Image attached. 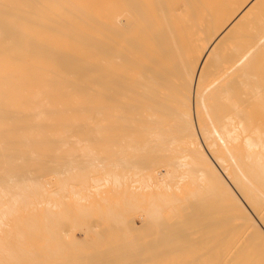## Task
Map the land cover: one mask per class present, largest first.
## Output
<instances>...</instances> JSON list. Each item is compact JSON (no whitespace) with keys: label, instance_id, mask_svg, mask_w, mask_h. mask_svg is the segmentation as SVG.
<instances>
[{"label":"bare ground","instance_id":"6f19581e","mask_svg":"<svg viewBox=\"0 0 264 264\" xmlns=\"http://www.w3.org/2000/svg\"><path fill=\"white\" fill-rule=\"evenodd\" d=\"M142 140L170 153L164 157L171 174L163 160L150 159L153 151L138 147ZM184 181L192 184L186 194ZM107 186L125 205L145 198L139 221L156 223L151 231L168 240L162 248L170 259L186 236H196L160 224L177 215L181 221L207 216L210 264H217L221 237L228 247L218 264L237 259L245 240L264 255V0H0V264L78 262L65 252L73 239L61 227L71 224L67 198L77 221L90 214L84 202L100 189H106L102 200H113ZM181 187L193 200L182 212L174 206ZM195 191L202 197L195 198ZM108 205L106 213L120 217L118 207ZM215 206L227 215L211 218ZM95 207L91 212L101 206ZM144 241L142 247L135 240L140 248L147 247ZM249 252L240 264L244 258L250 264ZM167 259L161 262L171 264Z\"/></svg>","mask_w":264,"mask_h":264},{"label":"rangeland","instance_id":"374dc122","mask_svg":"<svg viewBox=\"0 0 264 264\" xmlns=\"http://www.w3.org/2000/svg\"><path fill=\"white\" fill-rule=\"evenodd\" d=\"M139 142H141V145H139L140 143ZM138 142V147L139 146H143V140L142 141H139ZM146 143H148V144H146ZM153 146V144L151 143V142H147L146 140H144V146L143 147H145V148H148V149H150V151H153V153H151L152 154V156L150 155V159H155V160H159L160 162L162 161V162H164L163 164H164V166L166 167L167 166V169L168 170H170L169 171V174H171L172 173V168L169 166V164H168V162L166 161L167 159H168V157H170V153L168 154L167 153V155H168V157H164L166 154L165 153H161V152H159L158 150H160L159 148H158V145L156 146L157 148L156 149H158V150H156L155 149V151L152 149L151 150V147ZM149 146H151V147H149ZM160 147V146H159ZM113 151V150H112ZM111 151V152H112ZM157 151L160 153V154H158L157 153ZM150 153V152H149ZM154 153H157V155L156 154H154ZM162 155V156H161ZM166 155V156H167ZM114 157V155H111V157ZM156 156V157H155ZM112 157V158H113ZM152 157H154V158H152ZM160 159H159V158ZM157 158V159H156ZM166 158V159H165ZM149 159V158H148ZM165 160V161H164ZM51 176L53 177V178H55V175H53V174H51ZM188 182V181H187ZM186 181H184L183 182V184L182 185H185V187L184 186H182V187H184V189L186 188V185H189L188 183H187ZM185 183H187V184H185ZM190 183V182H189ZM189 186H192V184L190 183V185ZM105 187V186H104ZM108 187V189L109 190H107V192H109L110 193V195H106V196H108V197H112V201L110 200V202H109V198H107V201H108V204H110L112 207H113V205L115 206V210H116V207H118L117 208V210L116 211H119L120 213H121V215H120V217H111V216H113L112 214H110V216L108 215V213H106V208L109 206L108 204H107V201L106 200H102L101 199V195L100 194H102L103 196H104V193H101V192H103L104 190L103 189H105V188H103V189H100V192L99 193H94L93 195H95L96 194V196H94V197H92L93 195H91L89 198L91 199V197L93 198L92 199V201H90L89 200V198L87 199V200H89V201H85L84 203H86V202H89V204L91 203V205H89V204H87V208H88V206L89 207H91V209L90 208H88L87 210H89L88 211V213H90L91 214V216L93 217V218H90V214H87V218H88V220H87V222L86 221H83V220H86L87 218H86V216H83L82 217V215H81V218L83 219V218H86V219H81L80 218V216H79V218L78 219H81V223L79 224V222H80V220L78 221V219H77V221H78V223H77V221L75 222L74 220H72V219H76L77 218V214H76V212H75V210H76V207L75 206H73V205H75V204H73L72 202H74L71 198H69V199H71V202L69 201V199L67 198V200H68V207H67V209H69V211L70 212H72V211H74V212H72L71 214H70V212L67 214V217H71V215H72V218H70V219H68V221L70 220V223L71 224H73L74 222L76 223V224H73V225H71V224H69V222L67 223V219L65 218L63 221H62V223L63 222H65V223H67V225L65 226L64 224H63V226L61 225V227L63 228L64 227V230H65V232H64V230L62 229V232H64L65 233V238L66 239H69V238H71V232H72V237H73V239H74V241H75V243L78 245V246H76L75 247V245H74V242L73 241H71V240H73V239H70V240H68L69 242L67 243V240L64 238V233H62L61 232V234H60V236H59V238H62V240H63V238H64V242L61 240V242L63 243V244H65V243H67L65 246L66 247H68L70 250H68V248H66V250H65V252H67V251H69V252H67L66 254H69V256H70V259L71 260H79L78 262H81V264H83V262L85 263V264H101V262H102V264H106L105 262H108L107 264H113V263H115V261L117 262V263H115V264H134V263H136L137 264V262H135V261H133V262H131L132 260H134V259H136L137 261H138V264H143V261H142V263L139 261L140 259H144V261L146 260V262H150V264H154V262L155 263H157L158 264V262H159V264H161L162 262H161V259L164 261V258L165 259H167L166 257H170L165 251H164V246L166 245V242L168 241L167 239H166V241H165V239L164 238H160V234L158 233V231H155V229H153L152 231H154V232H152L151 231V228L153 227L154 228V224H156L155 222H154V224H153V222H146V223H144V225H143V223H141L139 220V213L141 212V211H143V208H146L147 207V205H148V203L147 204H145V198H144V200H142L140 203H134V202H136V201H133V203L131 202V203H129V204H123L122 203V201H121V199L120 198H118V196H117V194L119 195V193H118V191H117V193L115 192V189H114V192L115 193H113V188H112V190H111V188H110V186H107ZM181 187V190L179 191L180 193L178 194V192H177V196H179V195H181V194H183V191H184V189ZM188 188V187H187ZM185 189V194H186V192H188V189ZM192 188V187H191ZM191 188H189V189H191ZM183 189V190H182ZM193 189H195V187L193 186ZM193 189H191V190H193ZM102 190V191H101ZM106 190V189H105ZM111 191V192H110ZM190 191V190H189ZM197 191H195V193H196ZM105 193H106V191H105ZM185 194H183L182 196H180V197H182L183 199L182 200H180V197L178 198L179 200H180V203L178 202L179 200H177V202H178V204H176V203H174V206H177L176 208L177 209H180L179 211H181L182 209H183V207H185V205H186V207H189L190 206V204H188L187 205V203H188V198H189V201H192L193 202V200L192 199H190L191 197H187V199H185ZM199 194H203V192L202 191H200V192H197L196 194H195V198H197V196L198 197H202V195L200 196ZM102 196V198H106V197H103ZM113 196H117L115 199L116 200H118L117 202H116V200L114 199V197ZM111 197H110V199H111ZM97 198V199H96ZM146 198H147V196H146ZM64 201V203L66 204V198L65 199H63ZM94 200H95V202H96V204L94 203ZM185 200H187L186 201V204H185ZM115 201V202H114ZM121 201V204H119V202ZM183 201V202H182ZM146 202H148V200L146 201ZM184 203V204H182V203ZM72 203V204H71ZM97 203H98V206L100 205L101 207H102V209H101V207H100V209H101V211H100V209L97 207ZM112 203H114V204H112ZM115 203L117 204V205H115ZM202 203V202H201ZM64 204V205H65ZM118 204L121 206V208H120V206H118ZM132 204H133V206H132ZM134 204H135V206H134ZM143 204H145V206L143 205ZM176 204V205H175ZM181 204V205H180ZM196 204H200V203H196ZM70 205H72L73 206V208H72V206H70ZM86 205V204H85ZM94 205L97 207H95L96 209L94 210V211H96V213L94 212H91L93 209H94ZM102 205H104V206H102ZM107 205V206H106ZM129 205V206H128ZM130 205H131V207H130ZM136 205H138V206H136ZM180 205V206H179ZM204 206L206 205L205 204V202H204V204H203ZM66 206V205H65ZM127 208H126V207ZM201 206H202V204H201ZM74 207H75V210H72L71 211V209H74ZM86 207V206H85ZM111 207V208H112ZM129 207H130V209H129ZM136 207H137V209H136ZM65 208V207H64ZM122 208H124V209H122ZM126 208V209H125ZM135 209V210H134ZM102 210L103 211H105V215L103 214V212H102ZM126 210V211H125ZM128 210V211H127ZM133 211L134 212V216L132 215L133 213L132 212H130V211ZM214 210V211H213ZM212 210V216H211V218H215V216L217 215V214H223V215H227L226 214V212L224 211V210H220L219 208L217 209V207L215 206V208ZM216 210V211H215ZM140 211V212H139ZM203 211H205V210H203ZM102 212V213H101ZM123 212V213H122ZM182 212V211H181ZM92 213H93V215H92ZM125 213V214H124ZM127 213V214H126ZM136 213V214H135ZM73 214H75L76 215V217H74L73 218ZM95 214H97L98 215V217L100 218V220H101V216H102V218H104V223L103 222H100V220L98 219V217H96L97 215H95ZM101 214V215H100ZM138 214V215H137ZM216 214V215H215ZM69 215V216H68ZM80 215V214H79ZM106 215H108V216H106ZM129 215V216H128ZM215 215V216H214ZM96 217V218H95ZM107 217V218H106ZM110 217H111V220H110ZM123 217V218H122ZM126 217V218H125ZM129 217V218H128ZM164 217V216H163ZM174 216H169V217H164L165 219H163L162 218V220L160 221V224H163L164 225V223H165V225L168 227V228H170V229H174V231H177L178 229L177 228H180V229H182L183 230V228L182 227H184V226H186L187 227V225L189 224V228H185L184 227V230L182 231V230H180L181 231V233L182 234H184V232L186 233V234H184V235H189L190 236V234L192 235L193 234V232H194V236H195V234H196V236H197V238H196V236L193 238V235L192 236H190V237H185L184 238V240H182L183 242L182 243H184L183 245L184 246H182L183 248H181V250L182 249H184V250H178L176 253L174 252L173 253V255H174V257H175V259H176V261H177V258L176 257H178V259H181L185 264H190V263H194V264H197V262L195 261L198 257H200V258H202V259H204V260H202L201 262H203V263H201V264H204V263H206V264H210V256H209V258L206 256L207 254H206V252H205V248H204V244H206V237L208 236V227H207V223H208V220H206V217H205V215L203 214V216L202 215H200V216H196L198 219H196V217L194 216V215H192V216H188V217H185L184 218V220H182L183 222L185 221H188L189 219H194L195 220V222H194V220H190V221H188V223L187 224H184V223H182V221L180 220L181 218H183L182 216H175L174 218H173ZM178 217V218H177ZM113 218H114V220H113ZM124 218H125V220H124ZM134 218V219H133ZM171 218H173L174 220H171ZM189 218V219H188ZM90 219L92 220L91 222H90ZM109 219V220H108ZM130 219H132V220H130ZM170 219V220H169ZM186 219V220H185ZM199 219H200V221H199ZM202 219V220H201ZM96 220H97V224H96ZM103 220V219H102ZM113 220V221H112ZM116 220H117V223H116ZM178 220V221H177ZM198 220V221H197ZM71 221H73V223L71 222ZM82 221L84 222L83 224H85V226L84 225H82ZM91 223H89V222ZM106 221V222H105ZM112 223H111V222ZM115 221V222H114ZM135 221V222H134ZM169 221V222H168ZM176 221V222H175ZM181 223H180V222ZM132 222H134V223H132ZM140 222V223H139ZM170 222L172 223V224H170ZM190 222V223H189ZM197 222H199V225H198V223ZM89 224L90 226L89 227H87L88 225L87 224ZM100 223V224H99ZM105 223H106V225H105ZM110 223H111V225H113V223H114V225H117V226H111L110 225ZM123 223H125V224H123ZM150 223H152V225L150 224ZM173 223H175V224H173ZM179 223V224H178ZM200 223H202V224H200ZM68 224H69V226H68ZM79 224V225H78ZM102 224H104V225H102ZM107 224H108V227H106L107 226ZM120 224V225H119ZM142 224V225H141ZM147 224V225H146ZM148 224H150V226L148 225ZM167 224H169V225H167ZM192 224H194V227L192 228V227H190ZM197 224V225H196ZM73 227H71V226ZM79 226V228L77 227V226ZM175 225V226H174ZM184 225V226H183ZM201 225H202V227H201ZM67 226H68V229H67ZM95 226V227H94ZM99 226V227H98ZM118 226H120V227H118ZM133 226V227H132ZM174 226V227H173ZM177 226V227H176ZM181 226V227H180ZM200 226V227H199ZM77 227V229L75 230V228ZM83 227V228H82ZM101 227V229H99ZM104 227V228H103ZM115 229V231H113V229ZM125 227H130V229L128 228V230H126L125 229ZM197 227H198V229H197ZM203 227H205V228H203ZM80 228H82V229H80ZM87 228H90V229H88L87 230ZM99 230H98V229ZM109 228V229H108ZM112 230H111V229ZM201 228H202V231H201ZM66 229H67V231H66ZM73 229H74V231H73ZM78 229H80V230H78ZM83 229H86L85 231L83 230ZM95 229V230H94ZM106 229H108L109 231H110V234H111V236H109L108 235V233L109 232H107V230ZM118 229V230H117ZM124 229V230H123ZM142 229V230H141ZM147 229V231L149 232V234L147 233V231H144L143 232V230H146ZM149 229V230H148ZM193 229H195V230H197L198 232H195V230H193ZM204 229V230H203ZM83 232H85V233H82V231ZM102 230V231H101ZM132 232H131V231ZM179 230L177 231L178 233H179ZM186 230H190L189 232L190 233H188V231H186ZM193 230V231H192ZM69 231V233H67ZM81 231V232H80ZM99 233H98V232ZM116 231H118V232H116ZM124 231V232H123ZM129 231V232H128ZM134 231H136V232H134ZM140 231H142V233L140 232ZM151 231V232H150ZM76 232V233H75ZM78 232H80V234L78 233ZM93 232V233H92ZM98 233V236H97V233ZM114 232H116V233H114ZM127 232L129 233V234H127ZM130 232H131V234H130ZM137 232H139V233H137ZM145 232H146V234H145ZM203 232V233H202ZM75 233V234H74ZM86 233H88L89 235H87ZM122 233H124L123 235H122ZM134 233V234H133ZM137 233V234H136ZM150 233H151V235H150ZM152 233H154V236L152 237ZM198 233V234H197ZM200 233V234H199ZM207 233V234H206ZM66 234H68V237L69 238H67V235ZM83 234H86V236L87 237H89V238H86V236L84 235L83 236ZM136 234V235H135ZM70 235V236H69ZM114 235H116V236H114ZM123 237H122V236ZM126 235V237H124ZM156 235V236H155ZM63 236V237H62ZM107 236V237H106ZM120 236V237H119ZM143 236V237H142ZM200 236V237H199ZM100 237H102V238H100ZM110 237V238H109ZM113 237L114 238H116V239H114L113 240ZM142 237V238H141ZM82 238V239H81ZM108 238V239H107ZM111 238H112V240H111ZM120 238V239H119ZM121 238H123L124 240H126L127 242H124V243H122L123 242V239H121ZM144 238L146 239L145 241H144ZM159 238V239H158ZM192 238V239H191ZM203 238V239H202ZM221 238H222V240H221ZM221 238H219V246L217 245L215 248H216V252L214 251V255L216 254L217 256L215 257L214 255V261H216V263L218 264V263H223V257H225V253H226V248L228 247V244L225 242L227 239L226 238H224V237H221ZM79 239H81V241L79 240ZM92 239H94L95 240V242L93 241V243H91L92 242ZM106 239H107V241H106ZM132 239V240H131ZM150 239V240H149ZM40 240V239H39ZM41 240H43V239H41ZM84 240V241H83ZM102 240H103V243H102ZM116 240V241H115ZM119 242H121L122 243V246L121 245H118V244H120V243H118V241ZM131 240V241H130ZM134 240V241H133ZM135 240H137L138 242L137 243H139V245H142V247H143V245L145 244V243H143V241L144 242H146V246L147 247H149L151 244V246H153V244L155 243V247H157V251H155L156 250V248L154 247H150L151 248V250H149L150 248H147V250H146V248L144 247V248H142V249H145V254H146V256H144V250L143 251H141V250H138L137 252H135V249L136 248H140V246H138V244L135 242ZM159 240V241H158ZM193 241V243L191 242V241ZM221 240V241H220ZM76 241H78V242H76ZM85 241L86 242H88V243H86L87 244V246H86V244H85ZM97 241V242H96ZM99 241V242H98ZM110 241V242H109ZM111 241L113 242V243H111ZM129 241H130V243H132L133 245H134V243H135V247H133L132 249L129 247L130 245H132V244H130L129 245ZM153 241V242H152ZM163 241V242H162ZM186 241V242H185ZM187 241H188V243H187ZM195 241V242H194ZM197 241V242H196ZM247 243H246V247H245V244L243 243L242 245H241V248H243V249H241L240 247H239V251H237L236 253H235V256H234V258H236V256H237V259H234V261L235 260H238V262L236 261V263L238 264H240L241 262H243L242 261V257H241V255H243L244 257L246 256V255H244L248 250H250V252H249V254L247 253V257H248V255L251 257V259L250 258H248V262H250V264H251V260L253 261V264H255L256 263V261H254V259L256 260V257L257 256H259V258H257V260L259 261V263H256V264H264V262H263V260H261V258H264L263 256V253H262V251H261V248H260V246H258V245H256V244H253V246H252V243L249 241V240H245ZM39 242H41V241H39ZM81 242V243H80ZM100 242H101V244H100ZM117 242V243H116ZM141 242V243H140ZM148 242H149V244L150 245H148ZM162 242V243H161ZM71 243H72V245H74L73 246V248H71L72 247V245H71ZM96 243V245H94ZM109 243V244H111V246L110 247H112V248H110L109 247V244L107 245V244ZM116 243V244H115ZM160 243V244H159ZM189 243H192V244H189ZM195 243V244H194ZM226 243V244H225ZM249 243V244H248ZM80 244L82 245V246H80ZM91 244V245H90ZM102 244H103V246H102ZM115 244V245H114ZM124 244V245H123ZM126 244H128L129 246H127ZM83 245H85L86 246V248L83 246ZM90 245V246H89ZM98 245V246H97ZM113 245V246H112ZM127 247H126V246ZM132 245V246H133ZM136 245L138 246V247H136ZM185 245H187L186 247H185ZM225 245V246H224ZM249 245H251L250 247H249ZM71 246V247H70ZM89 246V247H88ZM92 246V247H91ZM94 246V247H93ZM118 246H119V249L121 250L122 249V252H125V250H126V252L125 253H121L120 252V250H119V252H116V251H118ZM162 246L164 247V248H162ZM191 246V247H190ZM197 246V247H196ZM202 246V247H201ZM224 246V247H223ZM243 246V247H242ZM82 247V248H81ZM98 247H100V248H98ZM102 247V248H101ZM116 247H117V249H116ZM121 247H125L124 249L123 248H121ZM188 247V248H187ZM225 248V249H223V248ZM76 248H78V249H80V251L82 250H84V251H86L84 254H83V252L81 251H79L78 249H76ZM89 248L91 249V250H89ZM92 248H94L95 250L94 251H92ZM97 248V249H96ZM105 249V251H104V249ZM127 248L128 249H131V251H133V252H131V255L129 254L130 253V250H128L129 251V253H128V251H127ZM135 248V249H134ZM138 248V249H139ZM140 248V249H141ZM188 250H187V249ZM202 248V250H198V249H201ZM214 248V249H215ZM245 248L247 249V248H249L248 250H245ZM251 248H256L254 251H256V253L254 254V259H252V254L254 253V252H252L251 251ZM72 249V250H71ZM75 249V250H74ZM100 249V250H99ZM111 249L113 250L114 249V251H111ZM115 249H116V251H115ZM154 249V250H153ZM218 249V250H217ZM220 249V250H219ZM87 250H89L88 251V253L91 255H89V254H87ZM106 250L108 251V252H106ZM193 250V251H192ZM196 250H198V251H196ZM221 250H222V252H221ZM223 250H225L224 252H223ZM258 250V251H257ZM73 251V252H72ZM75 251H77L78 252V254H77V252H75ZM92 251V252H91ZM96 251V252H95ZM105 252L106 253V255H105V253H103V252ZM148 251V253H146ZM153 251H155V252H153ZM183 251H184V253H183ZM187 251V252H186ZM191 251V252H190ZM194 251H195V253H194ZM218 251V252H217ZM97 252H98V254H97ZM100 252V253H99ZM140 252V253H139ZM162 252V253H161ZM198 252V253H197ZM219 252H220V254H219ZM239 252V253H238ZM243 252H245L244 254H242ZM258 252V253H257ZM81 253L84 255V257H81L82 255H81ZM103 253V254H102ZM108 253V254H107ZM113 253H115V254H113ZM118 253H120V254H118ZM126 253H128V255H129V257H130V259H129V257L128 258H126L127 257V254ZM134 253H136V254H134ZM137 253H139V254H137ZM155 253V254H154ZM183 253V254H182ZM205 253V255H203ZM240 255L239 256V258H238V254ZM241 253V254H240ZM105 255L104 257H105V261L103 260V257L101 256V255ZM111 254V255H110ZM112 254H113V256H112ZM118 256H117V255ZM125 254V255H124ZM134 254V255H133ZM142 254V255H141ZM153 254L155 255V258H150V257H154L153 256ZM157 254V255H156ZM162 255V257L160 256V255ZM166 254H167V256H166ZM176 254V255H175ZM179 254V255H178ZM237 254V255H236ZM79 255V256H78ZM88 255V256H87ZM94 255H95V257H94ZM116 255V256H115ZM126 256V257H124V256ZM136 255V256H135ZM150 256V257H148L147 258V256ZM164 255V256H163ZM171 255V254H170ZM181 255H182V257H181ZM193 257H192V256ZM200 255V256H199ZM263 255V256H262ZM76 256V257H75ZM88 258H87V257ZM98 256H100V257H98ZM115 256V257H114ZM120 256V257H119ZM123 258H122V257ZM139 256H140V258H139ZM142 256V257H141ZM156 256H159L158 258L160 259V261H159V259L156 257ZM179 256H180V258H179ZM186 256L187 257H191L192 258V261H191V258H186ZM206 256V257H205ZM223 256V257H222ZM73 257V258H72ZM86 257V258H85ZM93 257H94V259H93ZM109 257V258H108ZM111 257H113V259L111 258ZM135 257H137V258H135ZM144 257H146V259L144 258ZM174 257H171L172 259L174 258ZM183 257H184V259H183ZM233 257V256H232ZM240 257H241V260H240ZM261 257V258H260ZM89 258H91V259H93V260H89ZM96 258V259H95ZM99 258V259H98ZM114 258H116L115 260H114ZM118 258H120L119 260H118ZM138 258H139V260H138ZM150 258V259H149ZM223 258V259H222ZM82 261H81V260ZM85 259H87V260H85ZM98 259V260H97ZM107 259H108V261H107ZM132 259V260H131ZM152 259V260H151ZM172 259H170L169 258V260H172ZM175 259L174 260H172V262H171V264H174L173 262L175 261ZM207 259V260H206ZM209 259V260H208ZM83 260H85V261H83ZM114 260V261H113ZM125 260V261H124ZM156 260V261H155ZM168 259H167V261H169ZM97 261V262H96ZM101 261V262H100ZM113 261V262H112ZM131 263H130V262ZM166 261V262H167ZM175 261V263H177ZM182 261H178V263L180 262V264H184V263H182ZM189 261V262H188ZM234 261H232L231 260V262L230 263H228V264H234ZM257 261V262H258ZM77 261L76 262H74V264H80V263H78ZM99 262V263H98ZM109 262H111V263H109ZM124 262H126V263H124ZM129 262V263H128ZM246 262V260H245V258H244V263ZM163 263H165V262H163ZM162 263V264H163ZM170 264V261L169 262H167L166 264ZM177 263V264H178ZM243 263V264H244ZM145 264V263H144ZM146 264H148V263H146Z\"/></svg>","mask_w":264,"mask_h":264}]
</instances>
